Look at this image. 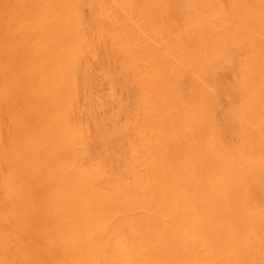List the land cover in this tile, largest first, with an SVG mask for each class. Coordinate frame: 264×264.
<instances>
[{"label":"bare ground","instance_id":"bare-ground-1","mask_svg":"<svg viewBox=\"0 0 264 264\" xmlns=\"http://www.w3.org/2000/svg\"><path fill=\"white\" fill-rule=\"evenodd\" d=\"M0 264H264V0H0Z\"/></svg>","mask_w":264,"mask_h":264}]
</instances>
